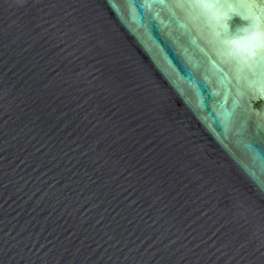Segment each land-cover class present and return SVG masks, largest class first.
Wrapping results in <instances>:
<instances>
[{
	"label": "water",
	"instance_id": "water-1",
	"mask_svg": "<svg viewBox=\"0 0 264 264\" xmlns=\"http://www.w3.org/2000/svg\"><path fill=\"white\" fill-rule=\"evenodd\" d=\"M253 36L264 0H0V264H264Z\"/></svg>",
	"mask_w": 264,
	"mask_h": 264
},
{
	"label": "clouds",
	"instance_id": "clouds-1",
	"mask_svg": "<svg viewBox=\"0 0 264 264\" xmlns=\"http://www.w3.org/2000/svg\"><path fill=\"white\" fill-rule=\"evenodd\" d=\"M252 39H253V40H256L257 42L260 41V37H259V36H253Z\"/></svg>",
	"mask_w": 264,
	"mask_h": 264
},
{
	"label": "snow or ice",
	"instance_id": "snow-or-ice-1",
	"mask_svg": "<svg viewBox=\"0 0 264 264\" xmlns=\"http://www.w3.org/2000/svg\"><path fill=\"white\" fill-rule=\"evenodd\" d=\"M257 27H259V25H257ZM259 46L264 48V42H259Z\"/></svg>",
	"mask_w": 264,
	"mask_h": 264
}]
</instances>
